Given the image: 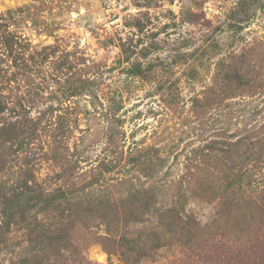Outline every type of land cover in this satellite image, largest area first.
Listing matches in <instances>:
<instances>
[{"label":"rangeland","instance_id":"374dc122","mask_svg":"<svg viewBox=\"0 0 264 264\" xmlns=\"http://www.w3.org/2000/svg\"><path fill=\"white\" fill-rule=\"evenodd\" d=\"M0 264H264V0H0Z\"/></svg>","mask_w":264,"mask_h":264}]
</instances>
